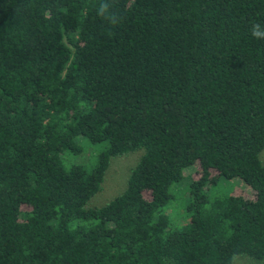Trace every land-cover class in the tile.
Returning a JSON list of instances; mask_svg holds the SVG:
<instances>
[{
  "label": "trees",
  "instance_id": "16d2710c",
  "mask_svg": "<svg viewBox=\"0 0 264 264\" xmlns=\"http://www.w3.org/2000/svg\"><path fill=\"white\" fill-rule=\"evenodd\" d=\"M256 23L264 0H0V264H264ZM79 136L106 143L90 168L64 164ZM134 153L125 187L88 205Z\"/></svg>",
  "mask_w": 264,
  "mask_h": 264
},
{
  "label": "rangeland",
  "instance_id": "374dc122",
  "mask_svg": "<svg viewBox=\"0 0 264 264\" xmlns=\"http://www.w3.org/2000/svg\"><path fill=\"white\" fill-rule=\"evenodd\" d=\"M77 143L81 145V151L76 153L66 152L64 156V164H83L90 168L97 161L99 152L105 147V142L92 143L83 137H77ZM138 157L137 153L120 156L112 159L109 166L104 189L91 198L88 205L100 206L115 194L120 192L126 184L127 175L130 167L135 163ZM260 159L264 163V151L260 154ZM193 167H187L183 170L182 179L173 184L171 187L172 199L167 205V211L171 217V221L175 226H182L187 219L186 205L189 200L188 187L190 183V173ZM249 192V188L238 179H220L214 187L213 193H244ZM253 260V259H252ZM245 256H236L234 264H257Z\"/></svg>",
  "mask_w": 264,
  "mask_h": 264
},
{
  "label": "clouds",
  "instance_id": "9594fccd",
  "mask_svg": "<svg viewBox=\"0 0 264 264\" xmlns=\"http://www.w3.org/2000/svg\"><path fill=\"white\" fill-rule=\"evenodd\" d=\"M97 15L103 19L109 20L113 25L120 22V18H117L111 11L108 3H102L97 7ZM251 35L256 39L264 40V25L259 23L253 24L251 28Z\"/></svg>",
  "mask_w": 264,
  "mask_h": 264
}]
</instances>
